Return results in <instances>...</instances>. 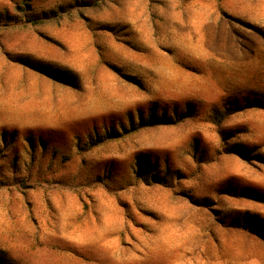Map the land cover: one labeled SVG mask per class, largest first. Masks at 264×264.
Returning a JSON list of instances; mask_svg holds the SVG:
<instances>
[{
    "label": "rangeland",
    "instance_id": "rangeland-1",
    "mask_svg": "<svg viewBox=\"0 0 264 264\" xmlns=\"http://www.w3.org/2000/svg\"><path fill=\"white\" fill-rule=\"evenodd\" d=\"M0 264H264V0H0Z\"/></svg>",
    "mask_w": 264,
    "mask_h": 264
},
{
    "label": "trees",
    "instance_id": "trees-1",
    "mask_svg": "<svg viewBox=\"0 0 264 264\" xmlns=\"http://www.w3.org/2000/svg\"><path fill=\"white\" fill-rule=\"evenodd\" d=\"M40 20L42 21V20H44V18H40ZM40 20H32L34 23H37V22H39ZM22 59V58H21ZM25 59V61L30 65V66H33V67H40V66H38V64H36L35 62H31L28 58H24ZM40 69H43V68H40ZM50 74H51V76H53L54 78H59V73L61 74V72H58V74H56V73H53V72H49ZM66 77V78H69V77H71V73L69 72V71H66V72H64V73H62L61 75H60V77ZM63 79V81H65V82H68V81H70L69 83H73L72 82V80H67V79H64V78H62ZM249 103V102H248ZM255 105V104H254ZM240 108H229L228 110H224L223 111V114L221 115V116H219V117H221V118H223L224 116H226L227 114H229V113H233V112H236V111H238ZM151 110H153V109H151ZM137 114H138V120H136V115L134 114V113H132V114H129V117H128V119H129V125H130V127L128 128L127 127V125L124 123V122H122L121 121V123H120V126L119 127H116L115 125H112V126H110L108 129H107V132H108V134L106 135V136H111V135H121V134H123V133H125V131H127L128 129H130L131 127H133L134 129H138V128H140V127H143V126H148V125H153L154 123H155V121H154V117H153V114L151 113L149 116H145L144 114H143V112L142 111H140L139 109H138V111H137ZM96 137H99V134H97L96 135ZM35 136L34 135H32V134H29L28 135V138H27V141L29 142V144L31 145V147H35V144H36V142H35ZM90 138H91V136H90ZM89 138V139H90ZM46 142H47V140H45V138H43V137H41L40 138V143L42 144V146L43 147H45V144H46Z\"/></svg>",
    "mask_w": 264,
    "mask_h": 264
}]
</instances>
